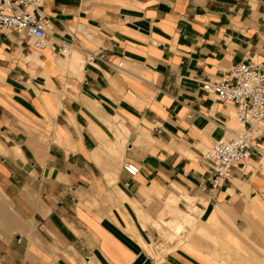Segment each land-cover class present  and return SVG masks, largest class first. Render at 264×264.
I'll list each match as a JSON object with an SVG mask.
<instances>
[{
	"label": "crops",
	"instance_id": "1",
	"mask_svg": "<svg viewBox=\"0 0 264 264\" xmlns=\"http://www.w3.org/2000/svg\"><path fill=\"white\" fill-rule=\"evenodd\" d=\"M41 1L46 48L0 32V264H152L155 238L164 264L247 251L262 263L264 130L212 189L202 154L241 125L202 83L264 59V0ZM181 214L190 240L167 247L161 221Z\"/></svg>",
	"mask_w": 264,
	"mask_h": 264
},
{
	"label": "built area",
	"instance_id": "2",
	"mask_svg": "<svg viewBox=\"0 0 264 264\" xmlns=\"http://www.w3.org/2000/svg\"><path fill=\"white\" fill-rule=\"evenodd\" d=\"M41 7V0H0V32L12 31L27 38L34 50L46 48L52 22ZM58 51L67 55L71 47L62 44ZM79 53L85 63L107 62L101 49H80ZM115 65L122 67L123 60ZM202 89L232 103L241 125L232 137L212 140L202 154L209 167L210 187L214 189L228 179L233 166L243 164L258 150L255 139L264 130V59L254 57L237 62L218 79L204 81ZM122 168L131 176L139 171L138 165L130 161H124Z\"/></svg>",
	"mask_w": 264,
	"mask_h": 264
},
{
	"label": "rangeland",
	"instance_id": "3",
	"mask_svg": "<svg viewBox=\"0 0 264 264\" xmlns=\"http://www.w3.org/2000/svg\"><path fill=\"white\" fill-rule=\"evenodd\" d=\"M33 49V48H32ZM34 50V49H33ZM38 51V50H35ZM182 216L180 217V221H164L162 220L161 224L163 225L164 231L162 232L165 236L161 239L163 241V244H166L167 247L177 244V245H184L186 244L190 239L189 237L184 236L186 234V230L190 227H193L196 225V223L192 220L190 215L186 214H181ZM195 223V224H194ZM203 224L200 222L199 226H202ZM166 229V230H165ZM200 238L207 243L209 242L213 248L215 249H222V240H219L218 238H208L206 236V233L203 230H199L198 232ZM158 239H152L150 242L151 249L148 253V257L151 260L152 264H164V261L168 263V255L165 254V252L158 253L159 249H155L153 245L158 244ZM221 247V248H217ZM168 249V248H167ZM167 253V252H166ZM243 256H240L238 252H232V253H202L197 255V261L195 259H192L188 255L184 256V260L187 262H191L193 260L194 262H198V264H224L225 262L231 261L233 264L234 262H238L239 260L242 261L244 260L245 264H264V255H263V261L262 263L255 262V257L253 253H250L247 251L246 254H242ZM246 258V259H244ZM170 262V261H169Z\"/></svg>",
	"mask_w": 264,
	"mask_h": 264
}]
</instances>
